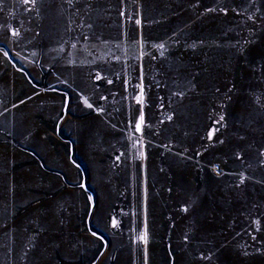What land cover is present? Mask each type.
Wrapping results in <instances>:
<instances>
[{
  "label": "rangeland",
  "instance_id": "rangeland-1",
  "mask_svg": "<svg viewBox=\"0 0 264 264\" xmlns=\"http://www.w3.org/2000/svg\"><path fill=\"white\" fill-rule=\"evenodd\" d=\"M261 151L264 0H0V264H264Z\"/></svg>",
  "mask_w": 264,
  "mask_h": 264
},
{
  "label": "snow or ice",
  "instance_id": "snow-or-ice-1",
  "mask_svg": "<svg viewBox=\"0 0 264 264\" xmlns=\"http://www.w3.org/2000/svg\"><path fill=\"white\" fill-rule=\"evenodd\" d=\"M29 2H30V0H24V3H25V4H27V3H29ZM33 2H34V0H33ZM208 10H209V9H206V11H208ZM221 11L224 12V14L227 13V10H226V9H221ZM120 15L123 16L124 13L121 12ZM249 19H252V17H249ZM136 23L139 24L140 21L137 20ZM13 34L16 35V33H13ZM161 47H162V45H161ZM99 78H100V77L97 76V79H99ZM109 83H111V81H109ZM101 99H103V97H101ZM85 104H86V106H87L88 108H91V107H92V105H91L90 103H87L86 101H85ZM168 119L170 120L171 117H169ZM142 122H143V115L141 114L140 118L137 120L136 125H135V131H136V132H140ZM210 137H211V133H209V138H210ZM140 155L143 156V153H141ZM260 155H261V156H264V151H261V152H260ZM239 158H240V157L237 156V159H239ZM240 179H241V182H243V179H244L243 175H241ZM237 186H238V185H237ZM88 199H89V201H91L92 198L89 197ZM185 210H186V209H185ZM94 211H95V209H94ZM254 223H255V221H254ZM111 227H113V228H116V227H117V222H116L115 219H112V220H111ZM92 235H93V236H96V233L93 232ZM97 238L99 239V237H97ZM141 239L143 240L144 237L142 236Z\"/></svg>",
  "mask_w": 264,
  "mask_h": 264
}]
</instances>
